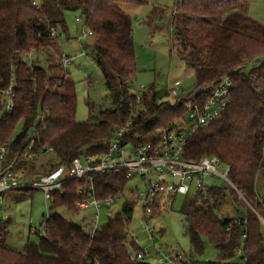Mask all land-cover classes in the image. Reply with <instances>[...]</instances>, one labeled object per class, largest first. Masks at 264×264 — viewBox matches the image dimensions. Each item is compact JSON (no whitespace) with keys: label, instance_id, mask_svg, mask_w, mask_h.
<instances>
[{"label":"trees","instance_id":"16d2710c","mask_svg":"<svg viewBox=\"0 0 264 264\" xmlns=\"http://www.w3.org/2000/svg\"><path fill=\"white\" fill-rule=\"evenodd\" d=\"M0 0V92L15 82L14 105L4 112L0 99V145L8 144L5 165H12L21 180L40 176L37 159L28 160L30 131L36 129L34 148L45 146L53 163L43 174L59 166L70 168L73 159L107 151L117 129L133 119L144 141L157 138L185 115L190 94L171 102L158 98L154 85L143 94L138 107L131 82L137 74L132 16L124 9L143 0ZM251 0H177L173 29L185 65L193 68L196 83L192 91L219 82H232L230 102L222 115L209 126L197 130L187 141L184 157L199 160L216 156L231 168L236 189L212 186L214 202L199 193L184 197L181 213L190 237L191 264H239L242 247L245 264H264V192L257 193L258 174L264 170V24L245 13ZM78 12L86 27L94 32L92 43L96 64L101 68L106 88L115 106L99 109L90 105L95 120L76 118V85L67 69L53 62L50 48L59 50L52 29L67 31L65 13ZM48 54L47 67L31 64L22 56L32 49ZM199 97L207 99V95ZM21 131L14 135L16 126ZM17 158V159H16ZM16 159V160H15ZM131 179L125 173L107 172L94 179L95 196L100 201L116 197ZM84 180L73 178L55 191L50 217L37 244L28 242L25 252L4 245L8 234L0 220V264H151L135 262L129 255V226L134 205L126 200L121 211L109 216L95 232L58 212L77 210L83 199L79 192ZM20 191H29L20 190ZM228 198L238 207L236 217H222L220 210ZM245 235V241L242 239ZM217 250L215 261L203 260L207 245Z\"/></svg>","mask_w":264,"mask_h":264},{"label":"rangeland","instance_id":"374dc122","mask_svg":"<svg viewBox=\"0 0 264 264\" xmlns=\"http://www.w3.org/2000/svg\"><path fill=\"white\" fill-rule=\"evenodd\" d=\"M36 3L38 0L35 1ZM177 0H143L142 3H129L124 9L132 16L133 37L135 55L137 62V74L131 82L132 92L139 95L144 87L145 91L149 86L154 85L158 98L174 102V98L168 94L170 88L178 87L181 95L189 94L196 83L193 68L187 67L179 53L176 34L173 29V16L177 12ZM247 15L264 24V0H251L244 10ZM80 21H77V18ZM67 31L60 30L59 50L49 49L50 58L58 62L63 55L73 57L67 72L76 85L77 111L76 118L79 121L88 119L95 120L90 115V105L95 106V113L99 109L113 108L115 104L109 94L101 68L96 64L92 43L93 37H88L84 42L78 40V35L83 28L87 29L84 20L78 12L68 11L65 13ZM85 56H80L82 51ZM33 53V54H32ZM48 53L42 48L32 49L22 58L31 64L39 61L41 66L47 67ZM22 123L16 126L15 134L21 131ZM32 131H30L31 134ZM36 167L40 174L47 170L53 163V154H43L37 159ZM224 165H219L218 172H223ZM209 186H224L230 188L220 176L209 177L206 181ZM85 184V183H84ZM144 189L145 186L139 179L130 180L122 193L117 195L111 205H105L104 201L100 208L94 206L86 210H68L65 207L59 208L58 212L66 218L83 225L85 232H91L90 223L99 213L100 225L107 222L110 215L121 211L126 200L134 205V214L129 226V241L134 242L132 233L135 234L137 245L142 251L155 252L156 246L162 249L181 248L187 254H191L190 237L185 232L183 223L184 215L181 209L184 205V197L179 195L174 200L171 208L164 210L161 214L155 215L151 220L155 226L153 241L149 239L148 233L143 231L144 209L142 203L137 200L136 186ZM264 192V170L258 174L257 193ZM51 200L45 197L41 190H20L9 191L0 200V220L8 230L4 238V245L25 252L28 242L37 244L40 242V232L45 226L46 217L50 215ZM222 217H237V204L228 198L220 210ZM261 232L264 238V219L261 218ZM39 230V232H35ZM43 233V232H42ZM93 233V232H92ZM155 244V245H154ZM137 251L131 244L129 252ZM217 250L212 245H207L206 253L201 257L203 260L215 261Z\"/></svg>","mask_w":264,"mask_h":264},{"label":"built area","instance_id":"2783aa9c","mask_svg":"<svg viewBox=\"0 0 264 264\" xmlns=\"http://www.w3.org/2000/svg\"><path fill=\"white\" fill-rule=\"evenodd\" d=\"M80 21V18H77ZM51 36L60 38L58 29H52ZM94 32L87 27L83 28L78 35V40L82 43L86 38L93 37ZM33 54V53H32ZM83 50L80 56H85ZM73 57L63 55L59 62L64 68H68ZM15 82L0 92V99L4 100V112L12 110L15 97ZM178 87L169 90L168 94L174 99L182 96L178 93ZM232 82L228 76L219 82L201 87L198 91H191L190 100L186 105V112L179 121L165 129H158L157 138L144 141L134 126L133 119H129L121 125L115 132L107 151L96 154H85L73 159L72 166L67 168L59 166L48 174H43L32 180H21L16 172L12 170V165H5L9 147L8 144L0 145V200L11 190H41L48 200L52 199L55 191L62 192V186L73 178L83 179L85 187L79 192L84 196L77 202V208L86 210L91 206L98 209L103 201L95 196L94 179L107 172L125 173L127 177L139 179L145 186L144 189L136 186L137 200L144 209L143 231L148 233L149 239L153 241L155 236V226L151 221L155 215L161 214L164 210L171 208L177 196L188 195L189 193H199L203 199H208L211 203L210 189L206 181L209 177L220 176L231 187L236 189L240 199L244 200L242 193L236 188L230 179L231 168L224 165L223 172H218L219 165H223L216 156H204L199 160H189L184 157L185 145L188 139L199 129L209 126L217 120L226 110L230 102V89ZM145 91L143 87L139 95H136L138 107L141 105V93ZM207 95V99L199 97ZM36 129L32 130L29 139L30 144L25 153L28 160L38 159L43 154L50 151L41 146L35 149ZM17 159V158H16ZM15 159V160H16ZM115 197L104 200L105 205H111ZM50 215L46 217L48 219ZM99 213L95 214L90 226L91 232L101 228ZM242 220L236 217L233 224H241ZM39 232V230H35ZM43 232V233H42ZM45 226L40 235L44 234ZM132 238L136 242L135 234ZM245 241V235L242 239ZM155 245V244H154ZM155 252L135 251L129 252L135 262H148L151 264H191V257L181 248L162 249L156 246ZM238 255L243 257L239 264H245L247 257L241 247Z\"/></svg>","mask_w":264,"mask_h":264},{"label":"crops","instance_id":"0c3cea01","mask_svg":"<svg viewBox=\"0 0 264 264\" xmlns=\"http://www.w3.org/2000/svg\"><path fill=\"white\" fill-rule=\"evenodd\" d=\"M161 99V98H160ZM165 100V99H164ZM0 169H1V167H0Z\"/></svg>","mask_w":264,"mask_h":264}]
</instances>
